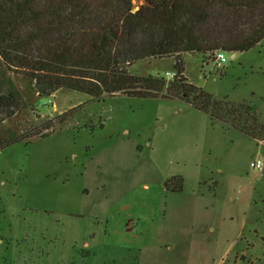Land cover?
<instances>
[{"label": "rangeland", "instance_id": "rangeland-1", "mask_svg": "<svg viewBox=\"0 0 264 264\" xmlns=\"http://www.w3.org/2000/svg\"><path fill=\"white\" fill-rule=\"evenodd\" d=\"M223 53H183L185 77L264 121V40ZM175 62L129 70L167 78ZM118 95L60 89L0 116V137L51 133L0 148V264H264V172L250 166L264 142L213 122L187 93ZM174 175L180 192L166 185Z\"/></svg>", "mask_w": 264, "mask_h": 264}, {"label": "trees", "instance_id": "trees-1", "mask_svg": "<svg viewBox=\"0 0 264 264\" xmlns=\"http://www.w3.org/2000/svg\"><path fill=\"white\" fill-rule=\"evenodd\" d=\"M264 40V0H0V116L12 117L65 89L104 101L105 95L176 97L248 136L264 142V121L251 103L233 102L190 83L183 53L252 49ZM176 57V76L139 75L129 70L139 60ZM36 98V99H37ZM103 126V124H102ZM51 133L10 134L0 148ZM184 177L166 182L174 192Z\"/></svg>", "mask_w": 264, "mask_h": 264}, {"label": "built area", "instance_id": "built-area-1", "mask_svg": "<svg viewBox=\"0 0 264 264\" xmlns=\"http://www.w3.org/2000/svg\"><path fill=\"white\" fill-rule=\"evenodd\" d=\"M217 60L224 62L226 60L223 52L217 53ZM167 79H172L176 76V72L166 73ZM250 166L255 173L264 172V157L258 156L251 160Z\"/></svg>", "mask_w": 264, "mask_h": 264}, {"label": "crops", "instance_id": "crops-1", "mask_svg": "<svg viewBox=\"0 0 264 264\" xmlns=\"http://www.w3.org/2000/svg\"><path fill=\"white\" fill-rule=\"evenodd\" d=\"M207 116H208V117H210V115H209V114H207Z\"/></svg>", "mask_w": 264, "mask_h": 264}]
</instances>
